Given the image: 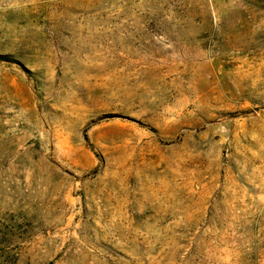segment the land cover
Wrapping results in <instances>:
<instances>
[{"label": "rangeland", "instance_id": "1", "mask_svg": "<svg viewBox=\"0 0 264 264\" xmlns=\"http://www.w3.org/2000/svg\"><path fill=\"white\" fill-rule=\"evenodd\" d=\"M0 264H264V0H0Z\"/></svg>", "mask_w": 264, "mask_h": 264}]
</instances>
